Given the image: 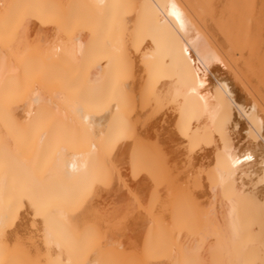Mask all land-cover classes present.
I'll return each instance as SVG.
<instances>
[{"label":"bare ground","instance_id":"6f19581e","mask_svg":"<svg viewBox=\"0 0 264 264\" xmlns=\"http://www.w3.org/2000/svg\"><path fill=\"white\" fill-rule=\"evenodd\" d=\"M0 264H264V0H0Z\"/></svg>","mask_w":264,"mask_h":264}]
</instances>
